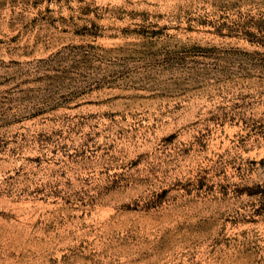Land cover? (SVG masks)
Instances as JSON below:
<instances>
[{
	"label": "rangeland",
	"instance_id": "rangeland-1",
	"mask_svg": "<svg viewBox=\"0 0 264 264\" xmlns=\"http://www.w3.org/2000/svg\"><path fill=\"white\" fill-rule=\"evenodd\" d=\"M0 264H264V0H0Z\"/></svg>",
	"mask_w": 264,
	"mask_h": 264
}]
</instances>
